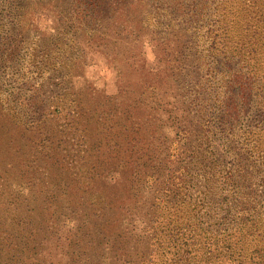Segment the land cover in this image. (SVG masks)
<instances>
[{"label":"rangeland","instance_id":"1","mask_svg":"<svg viewBox=\"0 0 264 264\" xmlns=\"http://www.w3.org/2000/svg\"><path fill=\"white\" fill-rule=\"evenodd\" d=\"M103 94L141 106L103 121L90 112ZM0 108V175L22 195L33 183L23 232L0 210V263L264 264V0H0ZM37 119L65 124L57 157L71 172L27 164L40 149L10 121ZM116 120L138 123L150 159L133 184L132 165L114 182L127 136ZM75 173L128 206L40 232L38 192L56 195ZM62 196L57 207L76 204Z\"/></svg>","mask_w":264,"mask_h":264},{"label":"trees","instance_id":"2","mask_svg":"<svg viewBox=\"0 0 264 264\" xmlns=\"http://www.w3.org/2000/svg\"><path fill=\"white\" fill-rule=\"evenodd\" d=\"M133 90L134 89L132 88L119 89V94L120 93L121 94H133ZM116 96L117 95L107 96L103 94L102 96L96 97L92 95L91 102L94 104V108L91 109L90 111L91 114L94 115L95 117H99L100 119L104 117H106L107 119L108 116L118 119V117L121 116L122 113L125 112L131 115V113L134 112L135 110L138 111L139 107L141 106L140 101L137 98H135L133 100L134 104H132V106L130 107H127L126 109L119 108L116 106L114 107L113 101L117 99ZM72 103H76V102L70 100L69 104H72ZM66 109L68 110V106H66ZM98 111H101L100 116L98 114ZM0 113L4 119L3 122L6 123V121H9L10 114H6V111H4V109H1V108H0ZM67 115H69V113ZM129 115L128 117H130ZM51 121L53 120L48 119L47 121L43 122L42 119H37L35 122L32 121L34 123H30V124L25 123V122H15V121L14 122L10 121V123H13L16 126L15 128L17 130H20L19 131L20 136H21L20 138H22L24 135H28L32 137V142L30 143H32L36 148L40 149L38 151L39 156L33 155L32 157L29 158V162L27 164L31 166L30 168H32V165L36 161V159L42 156V158H39L42 162H46V163H49L55 166L57 165L59 166L61 164L64 166V170H66L67 173H69L71 171L67 166L64 165L63 157L62 156L61 158L57 157V149L58 150L60 149V146L63 142V136H64L63 134L66 130V126L64 123H62L59 127H57L58 132L60 131L61 133V137L59 139L57 138L54 139L55 137H53L51 133L57 132V128L55 124L51 123ZM116 122H117V126H122L120 124V120H116ZM1 125H4V124L2 123ZM122 127L124 128L123 130L127 132V136H125L126 138L124 139L125 145L123 149V155L121 158V165H122L123 171L115 172L113 177L115 178L114 182L122 181L120 177H124L126 168L132 165L131 168H134V171L130 172L129 179L126 178L123 182L126 183L127 181H129L130 183L133 184L134 181L136 180V175L139 174L141 169H143L144 167L146 168L148 166L150 159L145 164L141 162L144 153H142V150H139L140 147L137 146V143L135 141V137H136L135 135H137L141 131V127L138 126V123L133 122V120H131V125L129 127H124V126ZM109 128H112V126ZM94 131L96 132L97 129L95 128ZM118 137H120V135H118ZM15 153L19 154L20 150L16 148ZM29 166L26 165L25 167H29ZM37 166L38 164L36 165V167ZM57 169L59 170L58 167ZM137 171L138 173L136 174ZM2 175H0V198H1L0 199V210L2 211V213L12 212L16 214V216L13 219H10V221L14 220L17 223V225L21 227L20 232H23L22 227H24L27 223L26 216H27L28 211L30 210L29 206H27V200H30V199L27 198V196H28L29 191L32 189L33 183L25 182L27 194L22 195L18 192H15L13 189H11V187L9 186V183L7 184L8 187H6L7 182L5 183ZM96 178L97 180L99 179L102 183H106V186H108L107 182H109L110 180L108 178V175L105 174V177H104L102 174L96 173L92 177H90L88 180L96 181ZM80 181H81L80 175L78 173H75V176L72 180L73 184L62 185L63 188H61L60 191L56 193V195L52 192L48 196L43 190L38 192V198L34 200V202L36 203L34 206L37 207L40 214H43V213L48 214L47 216L48 221L46 223H39L40 232L43 233L44 231H46L45 224L46 225L47 224L54 225L56 223L60 224V221H61L60 219L62 217L64 218V221L62 223L63 229H65L66 227L65 219L67 217L68 219H70L71 217H74L71 220L77 223L78 228H79V225H81V227L85 225H92V224H95L99 219H102L103 217L102 210L106 206H115L117 210H123L125 209V207L128 206L125 203L126 196H121V197L117 196V194L122 193V191H118L117 193L115 192L111 193L112 196L110 198L103 199V194L100 191L101 185H94L91 182H84V184H80L79 183ZM67 193H71L75 196L73 198L76 204L74 206L68 205L66 207H57L60 204L59 201L63 202L67 200L66 196H62V195H66ZM93 195L98 196V199H97L98 202H93L91 200V197ZM54 204H55V208H54V213H53L51 212V209ZM118 206H120L119 209H118ZM21 210H24L25 214L22 216H19L18 211H21ZM62 212L64 214H62ZM79 218H80V221H79ZM67 221H70V220H67ZM0 224H1V221H0ZM3 236L4 235L0 236L1 238L0 243H2ZM4 243H6L7 245L5 247L2 245L1 249L5 251L6 250L10 251V249L8 248L9 246L8 241L5 240ZM10 258L11 257L5 256L4 260L0 264H12Z\"/></svg>","mask_w":264,"mask_h":264}]
</instances>
